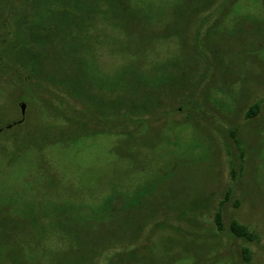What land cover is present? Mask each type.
Segmentation results:
<instances>
[{
  "label": "rangeland",
  "instance_id": "374dc122",
  "mask_svg": "<svg viewBox=\"0 0 264 264\" xmlns=\"http://www.w3.org/2000/svg\"><path fill=\"white\" fill-rule=\"evenodd\" d=\"M108 258L264 264V0H0V264Z\"/></svg>",
  "mask_w": 264,
  "mask_h": 264
},
{
  "label": "trees",
  "instance_id": "16d2710c",
  "mask_svg": "<svg viewBox=\"0 0 264 264\" xmlns=\"http://www.w3.org/2000/svg\"><path fill=\"white\" fill-rule=\"evenodd\" d=\"M111 105H112V107L115 106L114 103H112ZM128 107L132 110V113H134V112H136V113L144 112V111H146L145 109H149L150 108V107H148L146 105V103L143 100L139 101L138 104L133 103V105H132V103H130V105ZM258 109L259 108H258V104L257 103L252 104L248 108V110L246 112L247 117H252V116L256 115V113L258 112ZM215 223H216L217 229L219 231L222 230V223H221V218H220L219 213L215 214ZM229 231L235 237L243 239L246 242H252L254 240H257V238H256V236H255V234L253 232H251L246 226L240 225V224L236 223L235 221L230 223ZM133 240L134 239H131L132 242H133ZM116 244H118V243H116ZM242 252H243V255L245 257V260L248 261L249 258H248V256H246L247 255V250L243 249ZM107 264H111V259L109 260V258H108Z\"/></svg>",
  "mask_w": 264,
  "mask_h": 264
},
{
  "label": "water",
  "instance_id": "95a60500",
  "mask_svg": "<svg viewBox=\"0 0 264 264\" xmlns=\"http://www.w3.org/2000/svg\"><path fill=\"white\" fill-rule=\"evenodd\" d=\"M18 107L20 109V112L23 113L24 112L25 104H23V103L20 102V103H18Z\"/></svg>",
  "mask_w": 264,
  "mask_h": 264
}]
</instances>
